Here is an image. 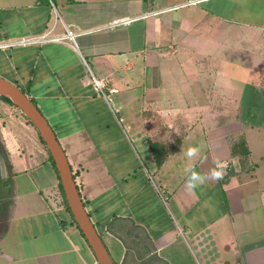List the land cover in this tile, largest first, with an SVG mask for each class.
Here are the masks:
<instances>
[{
  "label": "crops",
  "instance_id": "1",
  "mask_svg": "<svg viewBox=\"0 0 264 264\" xmlns=\"http://www.w3.org/2000/svg\"><path fill=\"white\" fill-rule=\"evenodd\" d=\"M0 44L115 264H264V0H0ZM0 147V264H98L1 95Z\"/></svg>",
  "mask_w": 264,
  "mask_h": 264
},
{
  "label": "water",
  "instance_id": "2",
  "mask_svg": "<svg viewBox=\"0 0 264 264\" xmlns=\"http://www.w3.org/2000/svg\"><path fill=\"white\" fill-rule=\"evenodd\" d=\"M0 95L8 98L34 125L54 163L73 220L87 240L98 264H115L84 207L71 167L57 136L35 102L16 84L0 76ZM1 165V161H0ZM2 170L4 166L2 165Z\"/></svg>",
  "mask_w": 264,
  "mask_h": 264
},
{
  "label": "clouds",
  "instance_id": "3",
  "mask_svg": "<svg viewBox=\"0 0 264 264\" xmlns=\"http://www.w3.org/2000/svg\"><path fill=\"white\" fill-rule=\"evenodd\" d=\"M198 149L196 147H189L185 155L186 157H193L197 154ZM218 168L222 169L223 165L217 160L215 161ZM186 172L188 173L187 176V188L188 189H195L199 185H202L205 183L206 179L208 178L206 175L198 173L194 170V167L188 166L186 168ZM211 177L214 179H220L221 178V171L217 169H213L210 173Z\"/></svg>",
  "mask_w": 264,
  "mask_h": 264
},
{
  "label": "built area",
  "instance_id": "4",
  "mask_svg": "<svg viewBox=\"0 0 264 264\" xmlns=\"http://www.w3.org/2000/svg\"><path fill=\"white\" fill-rule=\"evenodd\" d=\"M74 35L75 34L72 31L66 29V32H65L64 35L55 36V37H52V38L55 39V40H62V39H65V38L73 40ZM31 40L32 39H20V40H16L14 42H11L10 44H25V43H27V42H29ZM6 45H8V44H0V47L1 46H6ZM90 78H91L90 82H91V85H92L93 89L97 93H99L101 95H105L106 94L105 93L106 92V81L101 79V78H98V77L94 76L93 74H91Z\"/></svg>",
  "mask_w": 264,
  "mask_h": 264
},
{
  "label": "trees",
  "instance_id": "5",
  "mask_svg": "<svg viewBox=\"0 0 264 264\" xmlns=\"http://www.w3.org/2000/svg\"><path fill=\"white\" fill-rule=\"evenodd\" d=\"M4 100H6V101H8L9 103H11V104H13L8 98H6V97H4V96H1ZM0 152L2 153L3 152V150L1 149V147H0ZM52 163H53V161H52Z\"/></svg>",
  "mask_w": 264,
  "mask_h": 264
}]
</instances>
